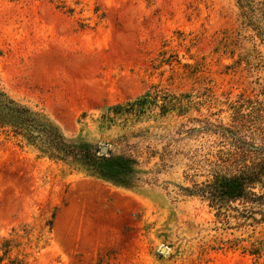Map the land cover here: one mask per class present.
<instances>
[{"label":"rangeland","instance_id":"rangeland-1","mask_svg":"<svg viewBox=\"0 0 264 264\" xmlns=\"http://www.w3.org/2000/svg\"><path fill=\"white\" fill-rule=\"evenodd\" d=\"M255 43L241 32L234 0H0V88L43 110L68 139L113 138L117 130H97L99 113L154 87L206 100L191 116L228 126L231 104L263 100L264 52ZM162 52L171 65H159ZM185 64L199 72L189 77ZM185 120L142 127L161 135ZM221 141L202 144L216 153ZM183 170L130 191L0 135V239L20 245L10 259L25 264H264V247L259 258L242 249L264 242V225L236 230L229 219L227 229L170 184L189 185Z\"/></svg>","mask_w":264,"mask_h":264},{"label":"trees","instance_id":"trees-1","mask_svg":"<svg viewBox=\"0 0 264 264\" xmlns=\"http://www.w3.org/2000/svg\"><path fill=\"white\" fill-rule=\"evenodd\" d=\"M234 1L241 32L250 33L255 46L256 40L264 52V0ZM164 55L159 54V65H171ZM182 68L190 71L189 77L199 72L198 64ZM159 92L154 87L132 101L104 108L94 121L97 130L101 134L117 132L109 140L93 143L66 138L43 110L12 98L0 88V135L70 172L130 191L156 187L158 176L181 165L183 182L189 185L170 184L183 196L205 203L227 229L229 219L236 221V230L264 225V95L262 101L241 97L231 104L230 125L224 126L211 117L191 116L206 100ZM173 117L186 120L177 126L166 124L159 129L161 135L155 133V127H142ZM209 136L220 137L218 146L222 149L211 153L202 144ZM102 146L107 148L106 154L100 153ZM46 226L50 229L51 222ZM242 242L236 239V247ZM19 246L13 245L11 238L0 239V264H25L23 259H10L12 250ZM263 247V241L255 240L242 249L259 258Z\"/></svg>","mask_w":264,"mask_h":264},{"label":"water","instance_id":"water-1","mask_svg":"<svg viewBox=\"0 0 264 264\" xmlns=\"http://www.w3.org/2000/svg\"><path fill=\"white\" fill-rule=\"evenodd\" d=\"M106 152H107V148H106L105 146H102V147L100 148V153H101V154H106Z\"/></svg>","mask_w":264,"mask_h":264}]
</instances>
